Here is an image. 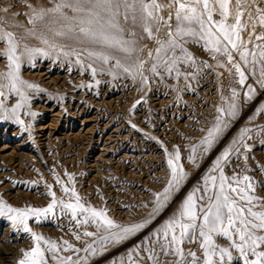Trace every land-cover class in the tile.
<instances>
[{
    "label": "rangeland",
    "instance_id": "374dc122",
    "mask_svg": "<svg viewBox=\"0 0 264 264\" xmlns=\"http://www.w3.org/2000/svg\"><path fill=\"white\" fill-rule=\"evenodd\" d=\"M211 2L216 9L214 19H221L219 5L215 0ZM56 3L59 0H0V33H11L17 44L20 78L38 86L23 89L28 101L17 113L22 124L16 123L15 117L0 120V203L26 210L46 208L56 200V207L47 216L29 215L27 223L32 232L28 233L19 221L13 223L9 219L15 213L5 209V214L0 215V264H19L24 253L36 246L33 232L57 245L54 258L47 251L48 245L40 242L47 264H59L69 256L72 264H155L146 251L155 243L154 234L166 221L178 216L183 202L194 190L200 189L195 192L198 208L207 206L206 194L203 200L199 199L204 194V178L219 175V171L211 170L226 150L228 158L221 160L225 176L250 177L254 188L250 194L264 198V111H260L264 108V88L258 83L262 64L258 58L253 73L252 55L248 56V64L239 57L244 47L250 53H258L260 49L256 45L264 43L255 37L251 44L247 43L252 33L248 15L255 16L257 7L264 8V0L258 5L252 0H241L239 6L237 0H229L227 23H235L239 7L242 23L246 25L240 32L243 43L239 51L228 45L233 55L231 63L223 51L217 53L206 48L203 40L193 43L191 37H177L180 42L188 41L184 47L195 59V66L177 64L179 76L175 70L169 74L162 66L158 67V74L151 71L153 64H161L156 52L160 47L158 41L166 39L167 24L174 28L176 23L175 7H164L170 0H157L162 7L154 12L156 18L150 22L151 36L144 31L139 12L133 23L131 16L124 20L121 9L119 25L123 31L112 29L111 34L117 40L130 43L95 46H88L83 36L72 40L73 33L68 29L75 27L76 21L64 20L58 13H47L42 20L34 19L40 9L53 8ZM65 12L68 16L75 15L67 9ZM170 12L171 20L168 19ZM21 22L23 27L19 26ZM29 32L36 39L28 40ZM255 35H264V27L257 26ZM47 38L60 39L62 44L57 42L58 47L50 48L53 43H44ZM221 43L227 44L223 39ZM7 48V39H0V74L9 71L4 55ZM26 49L43 52L33 51L29 55ZM88 50L97 55L89 56ZM63 52L74 54L65 56ZM100 55L108 56V62H103ZM173 55L180 57L182 53L179 48L175 53L167 52V56L160 53L163 59ZM117 61L120 67L116 66ZM236 63L248 77L243 86L233 67ZM0 83L8 81L0 77ZM249 85L255 90L252 99L246 95ZM232 89H236L235 97ZM0 91L4 93L0 103L11 116L10 109L20 97L7 87ZM233 102L237 105L236 115L230 116L229 105ZM218 109H223V113ZM218 116L221 117L220 131L208 148L203 141L216 126ZM245 129L248 131L244 132ZM176 150L180 159L174 163L187 175L178 188L173 185L169 189L165 200L164 189L172 175L168 159ZM208 187L212 189L211 183ZM158 195L162 205L159 208ZM76 196L80 204L106 212L107 218L119 225L143 223L145 227L121 243L109 240L102 247L100 237L107 235L105 230L97 228L91 220L84 223L89 214L78 211L73 217L71 210L63 208L64 204L77 203ZM253 210L264 211V207L257 202ZM197 222L202 223V218ZM84 232L94 235L85 236ZM176 232L178 235L179 229ZM256 234L264 235V230H257ZM234 240L239 243V236H234ZM65 241L73 248L67 249ZM213 241L220 247H228L233 256H239L232 247L233 241L215 234ZM160 242H164L162 233ZM199 243L202 239L185 241L181 247L185 252L196 251L203 264ZM88 245L96 249L95 255L85 251ZM257 251H264V244ZM156 252L161 264H176L178 260L172 254H161L159 248ZM249 259L256 257L249 253ZM225 264H228L227 258ZM232 264H243V259Z\"/></svg>",
    "mask_w": 264,
    "mask_h": 264
},
{
    "label": "snow or ice",
    "instance_id": "6c2138e0",
    "mask_svg": "<svg viewBox=\"0 0 264 264\" xmlns=\"http://www.w3.org/2000/svg\"><path fill=\"white\" fill-rule=\"evenodd\" d=\"M241 0H237L239 6ZM260 0H252V3L258 5ZM215 3L219 5V14L221 19L215 20L213 13L216 10L213 7L211 0H170L168 5L164 7L173 8L175 7V26L168 23L167 27L169 29L166 39L158 41L160 47L156 49L157 59L161 61L160 65L153 64L151 71L154 74H158V67L162 66L165 71L171 74L174 70L177 76L181 73L179 68H177L178 63H188L190 66H195V59L191 53L184 47V44L188 41L180 42L177 37H191L193 43H199L203 40L205 42V47L210 48L214 52L223 51L226 54L228 61L231 63L233 61V55L229 51L228 45L231 49L238 50L243 43L241 40L240 32L246 27L242 23L243 13L237 10L235 17V23L228 24L227 20L229 17V0H215ZM161 5L157 3V0H150V2H145V0H59L53 8L50 9H40L39 12L35 13L34 19H43L47 13H58L64 20L76 21L75 27H69L68 31L72 32L74 35L83 36L92 44H111L115 42L116 44H127L129 41L117 40L114 35L111 34V30L115 29L117 32H122L123 29L119 25V17L121 15V9H123L124 20L127 21L129 16L133 23L137 20V12L140 13L139 19L143 21L144 31L148 33L149 36L152 35V28L150 27L151 20H154V12L158 10ZM70 10L75 15L68 16L65 10ZM160 19H163L161 17ZM169 20L172 19V13H169ZM248 20L252 22V33L248 37V44H251L253 37L257 41H264V35H255V30L257 26L264 27V8H256V15L253 16L251 13L248 15ZM159 31V29H157ZM62 34V33H58ZM7 39L8 48L5 50L4 55L8 61L7 73L0 74L4 80H7V84L0 83V89L7 87L10 92H14L20 97L19 102L15 104L13 108L10 109L11 116L7 113L8 109L0 103V120H8L15 117L16 123L22 124L23 121L19 119L17 115L19 109H21L24 104L28 101V96L23 89H33L38 86L28 83L20 78V56L17 55V44L11 33H0V39ZM235 38V39H234ZM221 39L226 41L227 44L222 45ZM239 42V43H238ZM44 43H48L47 40ZM55 47V45H52ZM256 47L259 52H249L247 47H244L243 51H239L240 60L245 64H248V56L251 54L252 59V71L255 72V64L259 58L262 64L260 68V77L258 80L261 88H264V43L257 44ZM180 49L182 56L177 57L173 55L171 58L163 59L160 53H164L167 56V52L175 53L176 49ZM125 51L128 49L125 48ZM26 51L31 55L33 51L43 52L42 49H26ZM47 55V53H44ZM74 53L63 52V55H72ZM89 56L97 55L94 52L89 51ZM151 55V53H149ZM100 59L107 63L109 57L106 55H100ZM116 66L120 67V62H116ZM142 66V65H141ZM236 73L239 75V84L245 85V81L248 77L245 75V71L242 70L241 65L236 63L233 65ZM126 72L127 68L124 69ZM95 72V69H93ZM143 80H147L146 77ZM254 89L251 85L248 86V93H246L248 99H252L254 95ZM233 96L237 95L236 89H232ZM4 95L3 91H0V98ZM237 105L235 102L229 105V115H236ZM219 112L223 113V109H218ZM260 111H264L261 108ZM35 116L36 113H31ZM216 126L209 131L208 137L203 141L204 144L211 147L213 143V137L216 133L220 131L221 117L218 116ZM135 127V125H133ZM248 131L247 129L244 132ZM244 138L243 132L241 134V139ZM235 143V142H234ZM205 148V151L208 150ZM167 151V150H165ZM229 152L226 150L220 159L216 161V166L211 170V172L219 171V175H208L204 178V189L203 193L199 199L203 200L204 195H207L208 203L207 206L200 205L198 208L197 198L195 196L196 191L190 193L181 206L178 216H175L165 222L163 228L158 230L154 235L156 237L155 243L151 247L146 249L149 253V258L152 259L155 264H161L157 256L156 249H160V253L163 255L172 254L178 257L176 264H201V257H198L197 252L193 250H188L187 252L181 247V245L187 242H198L202 239V243H199V248L203 250V264H225V259L227 258L228 264H232L233 261L239 262L243 259V264H264V251H257V248L264 244V235H257V230H264V211H254L253 208L258 202L264 207V198L257 197L250 194V191H254L253 185L250 182V177L244 176L242 179L238 176L227 177L224 174L223 168L221 167V160H226L228 158ZM180 159L179 150H176L174 156H170L168 159V165L171 168V180L169 181L168 187L164 189V199H168L169 189L175 185L179 187L180 182L186 177V173L183 168L174 163ZM217 180L219 181L217 185ZM231 181V183L229 182ZM209 183L212 185V189L218 188L217 191H212L210 189ZM233 184L237 186H233ZM243 185V186H240ZM67 192L68 189H65ZM211 193V194H209ZM54 196L55 194L52 193ZM73 195L75 192L73 191ZM77 203L64 204V209L71 210L73 217H76L77 212L87 213L85 216L84 223L91 222L96 224L97 228H103L107 235L100 237V242L103 245L111 240L113 243H121L122 241L128 239L130 236L135 235L142 228L145 227L143 223H137L130 226H122L115 223L113 220L107 218L106 212L98 211L95 208L85 207L83 204L79 203V197L76 196ZM157 206L162 207L159 202V195L157 196ZM56 207V200L53 199L46 208L42 209H16L10 206L3 205L0 203V215L5 214V209L8 213H15V215L10 216L9 219L16 223L19 221L23 225V231L28 233L32 232L31 228L28 226L29 215L39 218L40 216H47L52 213ZM202 214V216H201ZM202 218V223L197 221ZM176 229H179V234L177 235ZM116 230V231H112ZM161 233L164 238V242H160ZM213 234L218 237H226L228 240L233 241L232 247H234L239 256H233L232 252L228 247H220L213 241ZM85 236H93L92 232H84ZM239 236V243H236L234 236ZM32 238L36 242V246L31 249V251H26L24 253V259L19 261V264H47L45 258V250H42L40 242L43 241L48 245L47 251L55 253L57 250V245L53 242L47 241L43 236L32 233ZM76 239L79 240L80 236L77 235ZM151 243V241H150ZM67 249H72L73 246L68 244ZM85 251L92 252L93 255L96 254V249L92 245H88ZM249 253L256 257L255 260L249 259ZM214 257L217 258L214 260ZM131 259V255L129 256ZM59 264H72V258L66 257L59 261ZM78 264V262H77ZM167 264V262H165Z\"/></svg>",
    "mask_w": 264,
    "mask_h": 264
},
{
    "label": "bare ground",
    "instance_id": "6f19581e",
    "mask_svg": "<svg viewBox=\"0 0 264 264\" xmlns=\"http://www.w3.org/2000/svg\"><path fill=\"white\" fill-rule=\"evenodd\" d=\"M30 10H31V9H30ZM38 12H39V11H38ZM2 16H3V15H2ZM33 16H34V15H33ZM18 17H19V16H18ZM0 19H1V18H0ZM4 19H5V18H4ZM21 19H22V18H21ZM5 20L7 21V19H5ZM8 20H9V19H8ZM10 20H11V19H10ZM10 20H9V21H10ZM53 20H54V19H53ZM12 21H14V20H12ZM34 22H35V21H34ZM62 23H63V22H62ZM23 25H24V24H23L22 22L19 24L20 27H23ZM4 26H5V25H4ZM34 27H35V25H34ZM37 27H38V24H37ZM52 27H54V26H52ZM9 28H10V27H9ZM15 28H16V27H15ZM35 28H36V27H35ZM35 28H34V29H35ZM16 29H18V27H17ZM34 29H33V30H34ZM50 29L52 30V28H50ZM48 30H49V29H48ZM62 30H63V29H62ZM21 31H22V30H21ZM34 32H36V31H34ZM61 33H62V32H61ZM66 33H67V30H66ZM16 34H18V33H16ZM33 34H34L33 32H29V33H27V34H26V38H29L28 40H30V38H31V40H32V38L36 39L37 36H36V35H33ZM57 34H58V33H57ZM63 34H64V33H63ZM68 34H69V33H68ZM68 34H67V35H68ZM70 34H71V33H70ZM70 34H69V35H70ZM46 35H47V34H46ZM69 35H68V36H69ZM18 36H21V34H20V35L18 34ZM62 37H63V36H62ZM74 37H75V39H76L77 35L72 34V37H71L72 40H73ZM26 38H24V39H26ZM38 38H39V37H38ZM38 38H37V39H38ZM21 39L23 40V37H22ZM34 39H33V40H34ZM41 39H42V38H41ZM41 39H40V40H41ZM45 39H46V38H45ZM51 39H52V38H47V41H49V44L53 43V45L55 44V46H57V44H59V43L62 44V42H59V41H58V40H60V39H57V40L55 39V41H54V40H51ZM50 40H51V41H50ZM37 41H38V40H37ZM68 41H70V40H68ZM83 41H84L88 46H95V45H99V44L101 45V43L92 44V43H90L87 39H84ZM24 42H25V41H24ZM30 42L32 43L33 41H29V42L27 41V43H30ZM57 42H59V43H57ZM71 42H72V41H71ZM27 43H26V44H27ZM33 43L35 44V42H33ZM56 43H57V44H56ZM64 43H65V42H64ZM73 43L76 45L75 42H73ZM79 43H80V41H79ZM34 44H33V45H34ZM80 44H81V43H80ZM80 44H79V45H80ZM22 45H23V44H22ZM29 45H30V44H29ZM33 45H32V46H33ZM36 45H37V43H36ZM36 45H35V48H36ZM71 45H72V43H71ZM71 45H68V46H71ZM75 45H73V46H75ZM79 45H78V46H79ZM39 46H40V45H39ZM43 46H44V45H43ZM61 46H62V45H61ZM61 46L59 45V47H61ZM73 46H72V47H73ZM76 46H77V45H76ZM76 46H75V47H76ZM80 46H81V45H80ZM37 47H38V46H37ZM57 47H58V46H57ZM72 47H71V49H72ZM85 47H86V46H85ZM38 48H39V47H38ZM40 48H41V47H40ZM50 48H53V47L50 46ZM64 48H66V47H64ZM73 48H74V47H73ZM69 49H70V48H69ZM74 49H75V48H74ZM72 50H73V49H72ZM88 51H89V50H88ZM34 54H35V53H34Z\"/></svg>",
    "mask_w": 264,
    "mask_h": 264
}]
</instances>
